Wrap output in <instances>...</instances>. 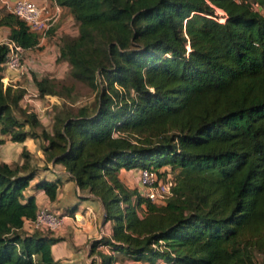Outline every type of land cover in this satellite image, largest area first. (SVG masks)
<instances>
[{"label": "trees", "instance_id": "1", "mask_svg": "<svg viewBox=\"0 0 264 264\" xmlns=\"http://www.w3.org/2000/svg\"><path fill=\"white\" fill-rule=\"evenodd\" d=\"M55 1L77 23L58 58L94 100L53 106L48 132L19 108L25 89L0 74V134L22 142L41 129L46 161L101 199L111 234L91 249L149 263L264 264V0ZM0 26L24 50L38 47L15 15L0 11ZM8 51L0 43V69ZM34 82L40 98H68L49 77ZM21 155V165L0 162V264H62L51 252L59 238L22 229L37 206L23 201L35 169ZM164 167L177 174L163 204L118 177L121 168L161 177ZM37 187L56 198V181Z\"/></svg>", "mask_w": 264, "mask_h": 264}, {"label": "crops", "instance_id": "2", "mask_svg": "<svg viewBox=\"0 0 264 264\" xmlns=\"http://www.w3.org/2000/svg\"><path fill=\"white\" fill-rule=\"evenodd\" d=\"M13 0H0V8L5 2ZM40 5H46L53 9L52 0H35ZM59 17L50 31L49 38L55 39L56 36L71 30L67 29L68 24L75 23V20L67 7H59ZM6 28L7 35L4 43L9 41V27ZM54 36V37H53ZM38 47L40 48L41 43ZM53 48V46L51 47ZM35 49V48H34ZM47 49V48H46ZM24 62L22 72H13L8 69H0V74L6 78L12 86L25 89V94L19 101V108L27 109V112L37 114L43 127L50 132L53 116V108L48 106L49 102L59 99V96L45 95L43 98L37 96V87L33 76L28 73V68ZM25 75V77H24ZM35 78H38L35 75ZM59 102V100H57ZM53 107V105H52ZM18 116V114H17ZM45 120L43 118H46ZM29 130V127H25ZM36 136H27L22 142L13 141L10 135H4L0 146V162L8 165L23 163L21 155L23 149L30 153L29 164L35 169V175L29 182L28 187L23 191V201L34 198L37 209L47 206L62 217V226L55 232L49 233V236L59 238L57 242L51 245L52 256L62 264H102L99 254L111 256L110 264H169L161 259L154 263L142 259H135L131 255L112 249L106 245L97 246L94 251L91 249L93 242L99 240L102 236L111 234V223L103 220L105 210L99 197L89 192V190L79 189L73 176L60 164L53 161L47 162L43 148L47 141L41 137V129H37ZM137 169L126 170L121 168L118 177L127 188L131 189L130 184L137 183ZM43 180L56 181L58 183L57 194L54 200H50L43 189L37 187V184ZM23 231L32 233L27 220L24 221Z\"/></svg>", "mask_w": 264, "mask_h": 264}, {"label": "built area", "instance_id": "3", "mask_svg": "<svg viewBox=\"0 0 264 264\" xmlns=\"http://www.w3.org/2000/svg\"><path fill=\"white\" fill-rule=\"evenodd\" d=\"M6 10L15 15L39 37V42L46 40L50 31L56 24L59 17V5L52 0L53 9L46 5H40L35 0H13L5 2ZM224 18V12H221ZM9 51L2 64L5 69L13 72H22L24 68L23 54L26 52L22 47L13 41H7ZM4 81V78H2ZM4 135L0 134V146ZM138 175V192L156 204H163L171 195V187L175 184L174 179L164 181L158 176V173L149 168H142L137 171ZM31 232H41L49 234L57 231L62 226V217L47 206L37 209L35 217L27 220Z\"/></svg>", "mask_w": 264, "mask_h": 264}, {"label": "rangeland", "instance_id": "4", "mask_svg": "<svg viewBox=\"0 0 264 264\" xmlns=\"http://www.w3.org/2000/svg\"><path fill=\"white\" fill-rule=\"evenodd\" d=\"M0 9L2 15L8 12L4 5ZM221 12L222 11L216 10V19L220 22H223L224 20L221 16ZM67 29L71 30V32H62V34L56 36L55 39L52 37L49 38L52 36L51 33H49L48 38L41 43L40 48L27 50L23 54V61L25 64H27L26 66L28 68V73L33 76V79L35 75L38 76V79L42 77H49L54 81L56 89L61 94L64 96L68 95L67 99H65V97H60L59 99L49 102L48 106H51V108H53L52 105L60 106L64 103L66 108L74 109L79 104L92 103L94 100L95 91H92L85 83L75 80L73 77H71L70 68L67 61L58 58L59 48L62 46L64 40L62 37L76 36L77 23L68 24ZM5 30L6 28H4V26H0V43H4L6 40L7 35L4 34ZM52 46L53 48H51ZM2 82L4 85L11 84L6 78H4V81ZM33 87L35 88L36 85ZM68 91H70V93H68ZM57 100H59V102ZM43 119L48 120L47 117ZM159 172H162L161 179L164 181L171 180V178L173 179L174 175L177 174V171H172L169 167H164ZM130 186L131 190L138 188V180L136 184H130ZM261 259L262 257L257 255V260L260 261Z\"/></svg>", "mask_w": 264, "mask_h": 264}, {"label": "water", "instance_id": "5", "mask_svg": "<svg viewBox=\"0 0 264 264\" xmlns=\"http://www.w3.org/2000/svg\"><path fill=\"white\" fill-rule=\"evenodd\" d=\"M103 220L105 221V214H104V218H103Z\"/></svg>", "mask_w": 264, "mask_h": 264}, {"label": "clouds", "instance_id": "6", "mask_svg": "<svg viewBox=\"0 0 264 264\" xmlns=\"http://www.w3.org/2000/svg\"><path fill=\"white\" fill-rule=\"evenodd\" d=\"M27 51V50H26ZM5 69V68H4ZM3 78V77H2Z\"/></svg>", "mask_w": 264, "mask_h": 264}]
</instances>
